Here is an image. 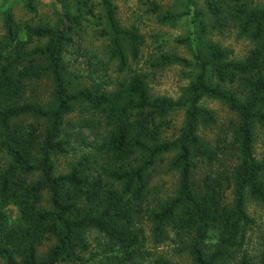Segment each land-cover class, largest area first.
Wrapping results in <instances>:
<instances>
[{"label": "trees", "instance_id": "trees-1", "mask_svg": "<svg viewBox=\"0 0 264 264\" xmlns=\"http://www.w3.org/2000/svg\"><path fill=\"white\" fill-rule=\"evenodd\" d=\"M179 1L183 11L148 3L157 21L174 24L197 3ZM204 1L212 18L230 15L239 35L255 46L245 58L234 59L202 35L176 39L191 49V59L161 54L153 65L191 69L177 99L151 96L145 75L129 68L145 39L137 27L120 25L115 0H52V24L21 20L11 9L1 12L0 262L179 264L150 255L151 244L184 252L191 264H255L243 247L252 223L246 201L264 205V155L255 154L256 127L264 136V1ZM36 2L23 0L25 12L36 14ZM204 16L195 9L202 33ZM86 32L125 75L115 88L78 86L69 79L66 51ZM43 81L49 83L46 100L39 92ZM203 99L216 100L235 115L214 145L199 132L217 124ZM77 106L98 116V142L93 155L56 173L53 158L68 153L71 133L65 131L75 128L65 118ZM179 110L184 114L178 134L163 137L172 127L168 116ZM170 155L176 189L149 204L158 163ZM201 162L212 171L195 181ZM216 164L222 169L213 171ZM10 205L17 210L14 221L6 213ZM92 233L98 240H90Z\"/></svg>", "mask_w": 264, "mask_h": 264}, {"label": "rangeland", "instance_id": "rangeland-1", "mask_svg": "<svg viewBox=\"0 0 264 264\" xmlns=\"http://www.w3.org/2000/svg\"><path fill=\"white\" fill-rule=\"evenodd\" d=\"M99 2V0H93ZM151 0H115L119 23L122 27H137L144 36L145 43L141 48L140 56L136 62L130 63L129 68L145 75L151 96H168L177 99L181 90L189 82L190 70L179 65H170L158 69L153 64L157 62L161 54H177L191 59V49L176 43V39L190 35L196 38L198 34L202 39H210L231 52L234 59H243L248 52L255 46V43L245 36L239 35L237 23L230 15L225 14L221 20L216 21L209 14L207 4L204 0H197L195 6H191L190 13L174 24L161 23L149 9ZM161 4L163 10L172 9L183 11V6L179 0H154ZM250 5H260L264 0H250ZM52 0H37L36 14H28L23 9V0H0V27L1 12L11 9L16 17L27 19L35 23L54 22ZM195 9L204 13L202 24L205 27L202 33L200 19L194 17ZM98 21L92 24L99 26ZM93 27V25H91ZM90 27V28H91ZM82 39L70 46L65 54V61L69 67V79L74 80L78 86H102L108 89L115 88L125 75L116 71V65L109 60L108 53L101 50L100 42L94 39V35L86 32ZM40 97L43 100L49 98V83L43 81L39 86ZM202 105L212 110L217 117V124L209 129H200V135L210 145H214L217 136L226 134L231 120L235 115L223 104L216 100L203 99ZM183 110H179L168 116L172 127L166 131L163 137L172 138L178 134L183 123ZM98 116L89 108L77 106L74 113L65 118V122L70 121L75 128L65 131V135L70 134L71 143L66 155H59L53 158L55 172H66L71 164L78 161L84 154L94 152V145L98 142L100 131L95 129ZM81 123V124H78ZM80 133V136H78ZM65 136V137H66ZM255 154L258 159L264 155V136L260 129L255 131ZM170 156H165L158 163L157 171L151 181V192L148 196L149 204H155L160 200L172 195L177 186V177L174 172L170 173L168 164ZM212 169V168H211ZM222 169L219 164L213 167V171ZM212 171V170H211ZM203 162L198 164L194 170L193 179L199 181L203 179L207 172H211ZM264 180V177H263ZM231 196V194H229ZM246 211L252 219V223L246 227V238L243 253L250 257L255 264H260L262 253L264 252V205L251 199L246 201ZM6 213L11 221L16 220L17 210L10 205L6 208ZM147 227V226H146ZM148 228V227H147ZM148 235V230H146ZM96 233H92L90 240H98ZM47 243L42 247V252L46 250ZM149 253L163 254L173 262L179 264H191L190 258L184 252L174 253L173 248L167 245L152 248L148 244ZM151 249V250H150ZM0 264H4L0 262ZM143 264H151L145 262Z\"/></svg>", "mask_w": 264, "mask_h": 264}]
</instances>
